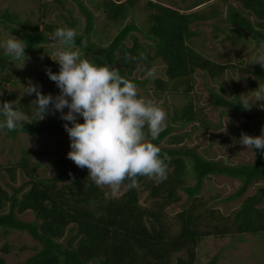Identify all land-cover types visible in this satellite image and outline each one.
Segmentation results:
<instances>
[{
  "label": "trees",
  "instance_id": "1",
  "mask_svg": "<svg viewBox=\"0 0 264 264\" xmlns=\"http://www.w3.org/2000/svg\"><path fill=\"white\" fill-rule=\"evenodd\" d=\"M74 1L84 19L83 26L80 30L79 20L71 17L69 19L72 22L64 20V23L68 28L80 30L76 38L77 46L82 39H86L88 43L84 51L88 59L98 65L106 63L118 67L121 75L138 86H141L142 82L131 78V75L140 64L144 67V72L150 68L152 58L158 59L163 66L165 80H153L156 89L161 91L169 84L173 86V91L185 86L183 91L187 93L194 71H200L213 80L221 76L225 69L232 67L208 60L194 51L189 42L190 38L198 36L199 33L195 27L191 30L189 26L193 22L217 17L213 8L206 12L179 13L147 1L145 3L147 13L141 25H136L130 20L117 30L106 46L98 48L89 41L90 35L94 34L93 15L80 2ZM136 1L138 0L117 3L114 0H100L94 9L100 11L106 20L120 25ZM210 1L193 0L188 9ZM233 1L240 5V10L248 11L255 21L250 22L242 12H237L229 6L226 22L233 26L234 32L243 31L249 39L264 42V0ZM18 21L17 15L7 10L0 15L2 29L27 42L26 53L48 42L47 34L54 31L48 24L38 31L37 26L30 27L29 23H21L20 26L24 28L21 31L16 26H19ZM132 32L139 33L149 44L138 43ZM227 36H224L223 40H227ZM130 37L132 43L127 46L125 41ZM125 51L134 56H139L143 52L147 60L126 62ZM11 61L12 57L5 56L4 51L0 49V71H5L6 65ZM244 72L251 76L249 79L251 88L256 89L258 84L264 83V69L259 66L250 65ZM9 76L5 75L6 81ZM208 93L216 107L229 109L238 117L239 126L236 131L239 135L243 132L256 136L249 126L246 111L240 105L243 102L237 91L227 100L212 90H208ZM7 99L3 101H8ZM2 119L3 117H0V120ZM79 119V123H82L83 119ZM175 119H180L176 128H181L194 120L190 106L185 107L179 116L173 113L166 124L167 127L160 133L158 139L152 141L154 144L159 145L170 135L174 129L170 123ZM64 123L67 122L60 118H47L46 122L39 126L24 124V130L32 137L49 132L63 133L66 132L63 128ZM0 132L11 139L18 134H24L19 130L8 132L5 129ZM183 138L184 135L174 136L170 144L178 145ZM253 151L251 164L233 165L206 160L193 150L161 148V154L167 153L172 158L167 179L154 183L153 180L141 177L139 187L129 189L126 185L122 186L125 190L117 197L107 196L101 188L92 184L88 179V169L78 168L66 155L52 161L51 166L54 169L52 177L40 179L33 175L37 165L34 164L30 168L27 155L22 154L16 163L5 167L4 171L9 182H14L17 170L23 173L27 181L13 187L0 176V235L12 231L25 233L39 245V249L20 264H195V248L206 236L224 237L234 232L250 235L264 233V207H261L264 206V195L259 190L242 200L238 209L230 214L231 220H224V224L231 222L229 226L224 224L222 226L223 220L212 216L211 212L208 218L213 231L206 230L209 223L207 222L206 226V223H202L205 220L202 219L207 217L195 208L202 205L197 203L194 196L200 191L203 180L210 176L232 179L239 183L236 191L229 195L226 201H235L244 195L251 184L264 182L263 155L260 151ZM185 178L193 180V185L184 186ZM7 188L9 192L6 191ZM178 189L187 196L189 204L176 215L177 229L170 231L163 221L161 212L168 203L177 200L173 195ZM144 191H147L149 199L160 198L162 201L155 202V206L149 208L140 206L138 194ZM25 212L33 214L32 222L16 218V215ZM203 226L206 228L202 229ZM4 247L3 251L6 253V246ZM179 253H182L184 258L177 256ZM0 264H3L1 258ZM205 264H215V260L211 259Z\"/></svg>",
  "mask_w": 264,
  "mask_h": 264
},
{
  "label": "rangeland",
  "instance_id": "2",
  "mask_svg": "<svg viewBox=\"0 0 264 264\" xmlns=\"http://www.w3.org/2000/svg\"><path fill=\"white\" fill-rule=\"evenodd\" d=\"M77 1L94 17L92 24L94 34L90 35L89 41L98 48L106 46L117 33V30L130 20L134 21L136 25H141L147 13V9L145 10L147 1L168 7L179 13L206 12L208 9L212 10L211 8H213L217 13V17L206 21L193 22L189 26L191 30L195 27L199 32L198 36L190 38L189 42L194 51L200 53L203 57L220 65L232 66L231 68L225 69L221 76L213 80L204 76L200 71H194L188 84L190 90L187 93L183 91L185 86L178 87L176 91H173V86L169 84L164 91L156 89L153 80H165L163 66L158 59L152 58L150 61V68L155 67L157 70V78H146L144 67L141 64L137 66L131 78L142 82V85L138 86L137 89L139 97L155 100L166 111V124L169 123L174 112L179 116L185 107L190 106V113L194 116V120L181 128H176L180 119H175L173 123H170L171 127L174 128L169 135L170 137L167 136L158 145L159 147L193 150L206 160L222 164H251L253 156L251 149H246L245 146L238 143L240 138L239 133L236 131L239 126L238 117L229 109L216 107L208 93V90H212L213 93L227 100L237 91L241 102L253 98L251 91L254 89L249 85L251 76L245 73L244 70L248 69L250 65L264 69L259 64L251 63L255 55L264 52V42H255L249 39L243 31L234 32L233 26L226 22L229 6L237 12H242V15L247 16L250 22H254V18L248 14V11L240 10V5L233 0H211L209 3L192 9L188 8H190L193 0H138L130 11L132 12L131 15L130 12H127L125 20L119 25L106 20L100 11L94 9L100 0ZM114 1L124 3L127 0ZM5 10L17 15L19 26H16L21 31L24 30L23 26H20L21 23H29L30 27L37 26L38 31H41L46 24L51 25L54 31L57 28L67 27L64 20L72 22L69 17L79 20L80 30L84 23V19L79 13V7L74 0H0V15ZM38 18L40 19L38 20ZM54 31L47 34L48 42L27 53L31 59L26 62L24 67L20 68L19 62L12 59L6 65L5 71H0V102L5 98H8V101L16 100L20 96V92L23 91L21 85H26L28 80L40 85V90L44 94L50 93L55 96L59 93V89L48 78L45 71L46 68L51 69L54 73L59 71V65L50 58H54L55 49L50 44L49 36ZM8 34L9 32L4 31L0 25L1 50H3L2 45L9 38ZM131 34L137 39L138 43L149 44L148 41L140 37L139 33L132 32ZM224 36H227L228 39L223 40ZM131 40L132 37L128 38L125 44L130 46ZM6 74L10 75L7 81L5 80ZM34 99V95H26L20 99V106L18 107L28 113L31 111L30 102ZM257 103L264 104V101ZM64 111L67 112V109L65 108ZM59 115L57 112L55 115H48L44 120L32 124L39 126L45 123L47 118H59ZM246 115L252 132L256 136L260 135L261 129L264 128V108L254 106L250 111H246ZM226 116L228 121L224 130ZM77 122H80L79 118ZM177 135H184L181 143L178 145L170 144L174 136ZM28 137L31 147H28L25 134H18L11 139L0 132V176L3 177V181L8 182L13 187L22 185L23 182L27 181V178L24 177L21 171L17 170L14 182H9L4 168L16 163L22 154L27 155L26 159L30 168L34 164L37 165V169L33 173L35 177L49 179L54 174V169L51 166L52 161L66 155L70 150L69 138L66 132H49L37 137ZM153 182L155 183L156 180H153ZM193 183V180L185 178L184 186H192ZM238 186L237 181L219 176H210L203 180L202 187L194 198L197 203L202 205L195 208L207 217V219H202L205 220L202 223H206V226H208L207 222L209 223L207 231H213L208 218L211 212L212 216L223 220L221 222L223 226L224 220H231L230 214L238 209L245 197L253 195L257 190L264 195V182L258 181L251 184L239 199L226 201V198L234 193ZM101 189L107 196L117 197L122 194L125 187H121L115 195L107 188ZM6 191L9 192V189L7 188ZM173 197L177 200L168 203L161 212L163 221L170 231L177 229L176 215L189 204L187 196L179 189L175 191ZM138 199V204L145 208L155 206V202L162 201L160 198L149 199L147 191L140 192ZM16 218L24 222L34 220L33 214L30 212L16 215ZM230 224L231 222L224 225L229 226ZM204 228L206 227L203 226L202 229ZM4 246H6V253L3 251ZM38 249L39 245L25 233L12 231L3 236L0 235V258L3 260V264H20ZM194 255L195 264H205L211 259L215 260V264H264V233L259 232L257 235H250L234 232L224 237L209 235L201 239L195 248ZM177 256L184 258L182 253L177 254Z\"/></svg>",
  "mask_w": 264,
  "mask_h": 264
},
{
  "label": "clouds",
  "instance_id": "3",
  "mask_svg": "<svg viewBox=\"0 0 264 264\" xmlns=\"http://www.w3.org/2000/svg\"><path fill=\"white\" fill-rule=\"evenodd\" d=\"M2 45L4 55L18 61L24 67L31 57L27 55L25 40L8 34ZM79 35L75 28H57L49 36L55 49L54 58L58 72L46 68V75L55 83L59 93L44 94L40 85L27 81L21 85L23 91L14 101L0 102V131H21L27 136L24 124L44 120L48 115L60 114L59 118L69 138L66 156L78 168L88 169L89 181L97 187L107 188L115 195L122 186L134 189L140 186V178L163 182L167 179L171 157L161 154V148L152 141L158 139L167 127L166 111L153 99L138 95V85L121 75L118 67L98 65L87 58V40L77 46ZM126 62H143L145 53L134 56L124 52ZM252 64L264 68V52L252 58ZM146 78H157L155 67L145 70ZM252 99H245L241 107L250 111L252 107L264 108V84L251 91ZM35 96L30 102L31 111L21 110L20 99ZM67 109V112L64 109ZM78 118L83 122L79 123ZM228 117L225 118V125ZM69 124L71 126H69ZM238 143L246 149L260 151L264 155V128L260 135L241 132ZM254 156L255 152L253 151Z\"/></svg>",
  "mask_w": 264,
  "mask_h": 264
}]
</instances>
